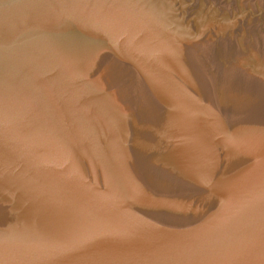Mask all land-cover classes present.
Listing matches in <instances>:
<instances>
[{
  "label": "water",
  "instance_id": "water-1",
  "mask_svg": "<svg viewBox=\"0 0 264 264\" xmlns=\"http://www.w3.org/2000/svg\"><path fill=\"white\" fill-rule=\"evenodd\" d=\"M0 264H264V0H0Z\"/></svg>",
  "mask_w": 264,
  "mask_h": 264
}]
</instances>
